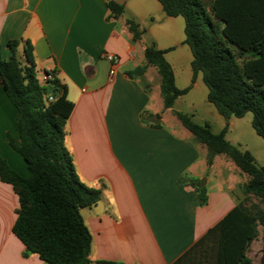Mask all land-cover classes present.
Returning <instances> with one entry per match:
<instances>
[{"label":"crops","instance_id":"crops-1","mask_svg":"<svg viewBox=\"0 0 264 264\" xmlns=\"http://www.w3.org/2000/svg\"><path fill=\"white\" fill-rule=\"evenodd\" d=\"M108 1L123 7L120 17H113ZM127 21L139 25L140 40L133 41ZM184 38L183 19L166 16L157 0H0L1 57L9 58L7 44L17 40L16 56L25 64L28 41L39 82L53 73L73 104L64 144L79 180L100 191L95 205L80 210L91 234V264H172L241 199L234 191L248 178L242 179L224 155L207 166L205 148L173 115L196 120L198 108L221 125L226 122L208 102L202 75L192 82V55ZM151 44L165 51L177 89L190 87L172 108L163 106L160 84L152 91L139 79L151 67L144 58ZM106 55L119 58L112 78ZM137 67L140 75L134 74ZM183 98H189L186 109L176 108ZM232 118L226 126L234 124ZM9 139L19 142L17 110L0 85V156L27 176L26 163ZM206 169L220 177L211 187L209 178L204 180L206 203L199 204L192 183ZM17 209L12 187L0 181V264H47L35 254L24 255L12 233ZM258 232L247 250L252 264L262 257L264 231Z\"/></svg>","mask_w":264,"mask_h":264},{"label":"trees","instance_id":"trees-1","mask_svg":"<svg viewBox=\"0 0 264 264\" xmlns=\"http://www.w3.org/2000/svg\"><path fill=\"white\" fill-rule=\"evenodd\" d=\"M157 1L166 16L184 21L192 82L202 75L208 102L225 120L251 113V127L264 141V0ZM107 7L115 18L123 13L112 1ZM127 26L133 41L140 40L139 25L127 21ZM18 44L8 42L7 60L0 49V85L17 110L19 142L9 139V145L27 166V176H21L0 156V181L9 184L18 199L12 233L23 244L24 255L35 254L47 264H91V234L80 210L95 205L100 191L79 180L64 144L73 104L53 73L51 80L39 82L28 41L23 43L25 64L17 59ZM164 53L151 44L144 58L159 74L163 106L172 108L190 87L177 89ZM173 115L205 148L207 166L224 155L248 180L240 186L243 198L234 208L172 264H252L247 250L258 228H264V167L249 151L229 143L225 129L213 133L208 124L198 125L186 114ZM192 184L197 202L205 204V188L199 181Z\"/></svg>","mask_w":264,"mask_h":264},{"label":"rangeland","instance_id":"rangeland-1","mask_svg":"<svg viewBox=\"0 0 264 264\" xmlns=\"http://www.w3.org/2000/svg\"><path fill=\"white\" fill-rule=\"evenodd\" d=\"M139 79L142 82H145L147 85H150V88L152 91H155V87L160 84L159 74L156 68L152 66L147 68L144 76L139 77ZM195 96L196 98H194V103H196L199 106L200 97L198 94H195ZM183 99L185 102H177L176 108L181 109V110L186 109L189 98H183ZM197 110L199 111L198 112L199 118L196 120L191 118V120L194 123L198 125H203L204 123L202 120H207V122L210 123V126H211L210 129L213 133H219L220 131L225 129L224 138L229 143L233 145L239 144L241 150L249 151L255 157L257 164L259 166L264 167V141L255 134V132L253 131L250 125V120L252 118L251 113H246L241 119L232 118V121H234V124L229 127V126H226L227 124H229L228 120H226L224 125H221L220 120L216 121L215 118H213L212 116L204 115V113L200 111V109L197 108ZM167 115L169 116V114ZM157 117H159V115H157ZM164 126L168 128V126H171V125L164 124ZM172 128L176 129L175 127H172ZM217 174L218 173H214V169L213 170L206 169L204 175L200 178L199 182L201 183L203 180H206V178H209L210 183L208 184V187H211L217 182V180H219L218 177L220 176ZM226 175H227V171H224L221 174L223 178ZM234 177L238 179V175H234ZM241 178L246 180L248 177L242 173ZM234 193L236 194V196H241V199L243 198L241 190L238 186H236ZM258 229L259 231H264L263 227H259Z\"/></svg>","mask_w":264,"mask_h":264},{"label":"built area","instance_id":"built-area-1","mask_svg":"<svg viewBox=\"0 0 264 264\" xmlns=\"http://www.w3.org/2000/svg\"><path fill=\"white\" fill-rule=\"evenodd\" d=\"M105 59L110 64L109 78H112L116 72L118 65H119V58L115 55H106ZM52 78H53V76H52L51 72H46L45 76L43 78V83L46 82L47 80H51Z\"/></svg>","mask_w":264,"mask_h":264},{"label":"water","instance_id":"water-1","mask_svg":"<svg viewBox=\"0 0 264 264\" xmlns=\"http://www.w3.org/2000/svg\"><path fill=\"white\" fill-rule=\"evenodd\" d=\"M141 72H142V71H141L140 67H137V68L134 70V74H135V75H140ZM47 90H48V93H50V89L47 88ZM200 185H201V186H204V180L200 183Z\"/></svg>","mask_w":264,"mask_h":264}]
</instances>
